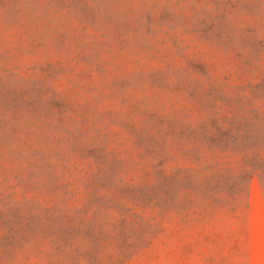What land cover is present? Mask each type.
Returning a JSON list of instances; mask_svg holds the SVG:
<instances>
[{
	"label": "rangeland",
	"instance_id": "obj_1",
	"mask_svg": "<svg viewBox=\"0 0 264 264\" xmlns=\"http://www.w3.org/2000/svg\"><path fill=\"white\" fill-rule=\"evenodd\" d=\"M0 264H264V0H0Z\"/></svg>",
	"mask_w": 264,
	"mask_h": 264
}]
</instances>
